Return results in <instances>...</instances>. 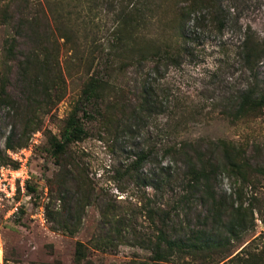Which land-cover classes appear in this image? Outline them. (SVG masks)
Instances as JSON below:
<instances>
[{
	"label": "rangeland",
	"instance_id": "374dc122",
	"mask_svg": "<svg viewBox=\"0 0 264 264\" xmlns=\"http://www.w3.org/2000/svg\"><path fill=\"white\" fill-rule=\"evenodd\" d=\"M232 5L236 7L235 14L222 32L207 29V21L199 28L189 24L192 33L186 50L174 57L177 62L163 60L156 71H151L150 82L156 86L162 101L161 112L135 121L117 116L114 127L99 119H82L87 134L69 145L71 156H67L64 163L67 167L75 163L81 168L85 182L94 189V197L85 205L81 222L73 234L54 227L48 218L47 211L60 210L63 206L55 192L62 167L52 154L50 141L53 136L59 138L80 96L85 71L74 63L73 53L62 40L54 37L57 40V48H53L55 74L45 84L51 90L53 104L49 109H40L45 106V99L39 96L44 101L41 104L35 102L36 97L30 101L26 85L17 79L14 62L6 59L4 40L11 26L0 20V76L7 63L13 68L8 85L13 102L0 105V166H17L8 151L30 148L28 166L33 175L24 192L18 185L14 193L0 192V264H77L74 254L78 241L83 244L85 253L80 264H88L87 261L93 264H156L152 261L149 245L143 247L141 244L155 233L148 198L151 201L163 198L165 208L174 215L173 224L179 229L182 225L197 224L199 209L200 216L205 215L203 207L194 209L195 200L189 204L190 208L177 204L178 181L173 180L178 178L183 166L173 162L164 149L182 138L200 143L202 138V148L207 146L208 140L225 139L246 150L251 164L246 173L247 182L236 181L222 172L217 176L216 189L221 195L234 191L241 194L247 228L230 236L220 255L204 260L181 255L173 262L243 264L255 257L264 260V174L255 169L258 165L264 166V108L257 116L237 122L221 114L223 105L253 78L258 91L264 92V56L253 72H249L238 47L243 30L248 26L255 37L264 42V0H246ZM236 21L242 26L241 31ZM179 43L177 40L175 46ZM117 64L112 79L123 89L122 95H130L136 73L131 66L121 70ZM119 117L125 124L118 121ZM13 129L14 141L27 140L22 147L5 149L6 137ZM143 150H150L143 172L160 176L162 173V177L173 182L162 195L150 187H138L120 174ZM109 200L127 217L126 226L114 221L107 224L101 217L100 209ZM136 234L140 239L135 238ZM228 254L229 257L222 261L221 255ZM230 258L234 259L229 261Z\"/></svg>",
	"mask_w": 264,
	"mask_h": 264
},
{
	"label": "trees",
	"instance_id": "16d2710c",
	"mask_svg": "<svg viewBox=\"0 0 264 264\" xmlns=\"http://www.w3.org/2000/svg\"><path fill=\"white\" fill-rule=\"evenodd\" d=\"M244 1L0 0V20L11 26L4 40L5 56L8 62H14L17 79L26 85L30 101L36 97L35 102L41 104L45 99V106H40V109H49L53 104L51 90L45 84L55 74L53 48H57V40L54 37L61 39L62 44L70 49L74 63L86 74L80 96L68 114L59 138L53 136L50 141L52 154L62 167L55 192L56 199L62 201L63 206L60 210L47 211L54 227L75 233L85 205L90 204L94 197V189L85 182L81 168L75 163L69 164L70 167L64 163L67 156H71L69 145L87 134L82 119H99L114 127L117 116L135 121L161 112L162 101L156 86L150 82L151 71H156L163 60L177 62L174 57L186 50V42L192 33L189 32V24L192 28H199L207 21V29L222 32L233 17L236 7L232 4ZM237 27L242 30L238 23ZM177 40L178 43L181 41L179 46H175ZM238 47L245 68L253 72L264 56V42L255 37L248 26L243 30ZM115 63L121 70L131 66L136 73L130 95H122L123 89L112 79ZM12 71V65L7 63L0 76V105L13 102L8 91ZM257 86L253 78L227 101L221 113L224 118L237 122L257 116L264 108V92L258 91ZM37 87L41 88L38 90ZM32 106L37 109L34 104ZM14 135L13 129L6 137L5 149L22 147L27 140L14 141ZM202 141L182 138L164 149L173 162L183 166L178 178L173 180L178 181L177 204L190 208L189 204L195 200L197 205L194 209L203 207L205 215L201 217L199 209L197 224L190 227L182 225L179 229L173 224L174 215L165 208L163 198L156 201L148 198L155 233L153 238L143 239L141 244L143 247L149 245L152 261L156 264H176L173 260L181 255L192 256L193 260L220 255L229 237L247 228L241 194L234 191L221 195L216 189L217 176L222 172L236 181L247 182L246 173L251 164L246 150L225 139L208 140L207 146L202 148ZM149 156L150 150L139 152L120 174L130 178L136 186L150 187L162 195L173 182L162 177V173L160 176L143 172ZM255 169L264 174V166L258 165ZM100 210L105 223L114 221L127 225V217L110 200ZM135 238L140 239L138 234ZM84 255L83 244L78 241L74 254L77 264L81 263ZM221 256L223 261L229 254ZM244 262L264 264L263 258L259 257Z\"/></svg>",
	"mask_w": 264,
	"mask_h": 264
},
{
	"label": "built area",
	"instance_id": "2783aa9c",
	"mask_svg": "<svg viewBox=\"0 0 264 264\" xmlns=\"http://www.w3.org/2000/svg\"><path fill=\"white\" fill-rule=\"evenodd\" d=\"M29 149L23 147L8 151L10 157L17 162V166H0V192L14 193L17 185L22 192L25 191L26 185L31 182L33 176L28 166Z\"/></svg>",
	"mask_w": 264,
	"mask_h": 264
},
{
	"label": "crops",
	"instance_id": "0c3cea01",
	"mask_svg": "<svg viewBox=\"0 0 264 264\" xmlns=\"http://www.w3.org/2000/svg\"><path fill=\"white\" fill-rule=\"evenodd\" d=\"M0 259H1V256H0Z\"/></svg>",
	"mask_w": 264,
	"mask_h": 264
}]
</instances>
